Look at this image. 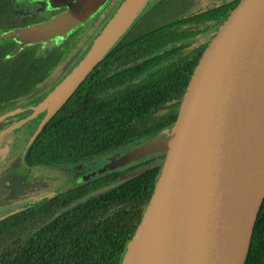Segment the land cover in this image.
<instances>
[{
	"label": "water",
	"instance_id": "water-1",
	"mask_svg": "<svg viewBox=\"0 0 264 264\" xmlns=\"http://www.w3.org/2000/svg\"><path fill=\"white\" fill-rule=\"evenodd\" d=\"M106 1L50 0L67 9L1 37L19 41L16 51L66 37ZM147 2L124 0L84 56L49 93L26 106L29 115L0 131V140L42 114L30 145ZM21 110L1 114L0 122ZM161 150L164 162L121 264H147L146 256L148 264H244L264 201V0H239L216 30L196 63L171 129L112 156L95 175Z\"/></svg>",
	"mask_w": 264,
	"mask_h": 264
},
{
	"label": "trees",
	"instance_id": "trees-1",
	"mask_svg": "<svg viewBox=\"0 0 264 264\" xmlns=\"http://www.w3.org/2000/svg\"><path fill=\"white\" fill-rule=\"evenodd\" d=\"M9 47H0V113L40 93L45 83L42 78L48 74L32 80L30 67L36 71L48 67L40 62L42 56L28 49L10 62L6 58ZM56 64L54 60L49 67ZM101 64L43 125L32 143H27L24 158L16 162L17 173L32 166L90 157L136 137L163 128L170 130L179 104L166 106L161 90L151 89L149 103L141 107L117 102L108 91L96 96L100 83L95 70ZM185 89L178 93V102ZM7 124L0 122V129ZM159 171L150 167L82 201L69 198L72 189L58 194L51 205L41 203L3 215L0 264H121L126 243L149 202ZM244 264H264V203Z\"/></svg>",
	"mask_w": 264,
	"mask_h": 264
},
{
	"label": "flooded vegetation",
	"instance_id": "flooded-vegetation-1",
	"mask_svg": "<svg viewBox=\"0 0 264 264\" xmlns=\"http://www.w3.org/2000/svg\"><path fill=\"white\" fill-rule=\"evenodd\" d=\"M123 1L107 0L93 17L68 31L66 37L54 36L48 41L25 44L15 52L20 42L8 35L1 37L2 35L18 28L46 22L64 12L67 6L55 7L50 0H0V47L10 45L6 58L10 62H14L21 57V53L28 49H34L37 55L42 56L39 58L40 62H45L48 66L39 67L37 71L34 70V67H30L29 75L32 80L39 79L45 72L48 73L42 78L44 79L42 82H45L44 89L35 96L17 103L16 106L3 110L0 115L31 104L40 96L49 93L84 56L92 40L97 37ZM238 1L148 0L130 26L97 63L99 65L102 62L101 66L95 70V78H98L97 81L100 83L95 95H102L108 91L113 94L112 96L117 102L141 107L149 103V91L157 89L165 92L162 98L166 100V106L180 105L178 93L181 88L187 87L198 59ZM68 42L71 43L68 44ZM66 49L67 51H65ZM54 60H57V64L50 68V63ZM104 66L105 68H103ZM22 115V112H19L1 121L8 124L0 131L5 130L9 124L20 119ZM42 117L43 115H38L28 120L30 125L28 127L26 123L17 129L6 132L2 138L5 140L2 143L9 142L10 138L11 141H14L27 135L28 129L30 134L36 128L33 123L40 121ZM164 129L168 128L157 130L150 135L136 137L90 157L55 165L29 167L30 172H34V176L27 180L37 184L42 182L46 185L52 182L55 185L65 177L68 181L61 184L63 187L66 186L63 191L56 192L52 196L46 195L28 206H36L41 203L51 205L58 194L70 192L72 189L74 190L69 194V198L82 201L109 188L117 187L123 181L135 177L134 174L140 170L149 167L160 169L165 158L164 150L127 162H119L110 171L95 175L112 161V156L135 149L152 138L156 132ZM8 146L11 149L8 148L2 154L5 162L0 160V165H4L6 168L11 165L17 166L16 162L23 159V156L20 158L19 154L13 150L12 143L9 142ZM11 161L13 163H10ZM54 170L60 174H54ZM26 173L28 175V171ZM6 191L8 193L5 198H9L11 193L9 182H6ZM28 197L31 198V201L36 199L35 195H28ZM28 206H24V208Z\"/></svg>",
	"mask_w": 264,
	"mask_h": 264
},
{
	"label": "rangeland",
	"instance_id": "rangeland-1",
	"mask_svg": "<svg viewBox=\"0 0 264 264\" xmlns=\"http://www.w3.org/2000/svg\"><path fill=\"white\" fill-rule=\"evenodd\" d=\"M89 46H88V48H89ZM27 105L28 104L23 105L22 107H19V108H22V110L20 111L23 114L21 116V118L30 114V110L26 109ZM26 123L28 124V122H25L24 124H26ZM38 123H39V121L33 123V125L35 126ZM24 124H22V125H24ZM21 126H19V127H21ZM28 126H30V125L28 124L27 127ZM19 127H17V128H19ZM17 128H15V129H17ZM33 131L29 134V129H28L27 135L23 136L24 138L20 137L18 139H15L14 141H11V138H10L9 142L12 143L13 150L19 154L20 158H21V156H23L22 155L24 153L23 150L26 149L27 143H28L29 138L31 137V134L33 133ZM3 141L4 140H2V139L0 140V142H1V144H0V147H1L0 148V157H1L0 160H3V162H5V160L2 157V154L4 152H6L7 149L10 147L8 146L9 145L8 141L2 143ZM10 163H13V161H11ZM73 167H77V166H73ZM18 168H19V165H18ZM16 170H17V166H14V165H11V167H7V168L4 165H0V217H2L3 215H6L7 213L13 212L14 210L22 209V208H24V206H28L29 204L32 205L33 203H35L37 201V199L38 200L42 199V197H44L46 195H49V194L53 195L59 188L63 187L61 184L68 181V179L65 177V178L61 179L59 181V183H57L55 185L52 182H49L46 185L42 182L37 184L31 180H27V178H31L32 176H34V172H30V170L28 168L27 169H24V168L21 169V170H24L21 173H17ZM26 171H28V175H27ZM53 172H54V174H56V173L60 174V172H58L56 170H54ZM60 177H62V176H60ZM42 179L45 180L46 178H42ZM6 182H9V185L11 186V193L8 196L9 198H5L7 196V193H8L6 191ZM59 186H61V187H59ZM46 192H48V193H46ZM24 194H26V195H24ZM42 194H44V195H42ZM28 195H35L36 199H34V201H31V198L28 197Z\"/></svg>",
	"mask_w": 264,
	"mask_h": 264
},
{
	"label": "bare ground",
	"instance_id": "bare-ground-1",
	"mask_svg": "<svg viewBox=\"0 0 264 264\" xmlns=\"http://www.w3.org/2000/svg\"><path fill=\"white\" fill-rule=\"evenodd\" d=\"M150 251L152 250V247H150L149 249ZM147 264L149 263V261L151 260L150 256H146L144 259H143Z\"/></svg>",
	"mask_w": 264,
	"mask_h": 264
}]
</instances>
